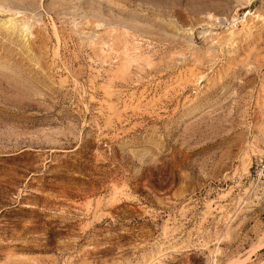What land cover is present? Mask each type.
<instances>
[{"label": "rangeland", "instance_id": "374dc122", "mask_svg": "<svg viewBox=\"0 0 264 264\" xmlns=\"http://www.w3.org/2000/svg\"><path fill=\"white\" fill-rule=\"evenodd\" d=\"M150 1L0 0V264H264V0Z\"/></svg>", "mask_w": 264, "mask_h": 264}, {"label": "bare ground", "instance_id": "6f19581e", "mask_svg": "<svg viewBox=\"0 0 264 264\" xmlns=\"http://www.w3.org/2000/svg\"><path fill=\"white\" fill-rule=\"evenodd\" d=\"M150 1V0H149ZM156 1L158 2V7H156V8H153V7H150V11L152 12V13H154V14H160V5H161V0H155V3H156ZM22 2V1H21ZM151 2V1H150ZM149 2V3H150ZM154 3V4H155ZM110 4V3H109ZM151 4H153V1H152V3ZM157 4V3H156ZM163 4V3H162ZM155 6V5H154ZM157 6V5H156ZM153 8V9H152ZM151 12H150V14H151ZM153 14V15H154ZM22 16V15H21ZM145 17V16H144ZM93 18V17H92ZM152 19V18H151ZM154 19V18H153ZM1 20V19H0ZM149 20H150V17H149ZM160 20V19H159ZM20 22V21H19ZM88 22V21H87ZM153 22V21H152ZM158 22V21H157ZM160 22V21H159ZM111 23H113V22H111ZM154 24V23H153ZM158 24H160V23H157V25ZM5 25V24H4ZM11 25H12V23H11ZM126 25V24H125ZM161 25V24H160ZM5 28V27H4ZM12 28V27H11ZM28 29V28H27ZM113 29V28H112ZM13 31H14V29H13ZM183 31V30H182ZM7 34V33H6ZM37 34V33H36ZM19 35V34H18ZM115 35V34H114ZM9 37V36H8ZM111 45V44H110ZM27 51V50H26ZM5 54V53H4ZM5 56V55H4ZM1 58V57H0ZM4 61V60H3ZM0 62H2V61H0ZM41 63V62H40ZM24 79V78H23Z\"/></svg>", "mask_w": 264, "mask_h": 264}]
</instances>
